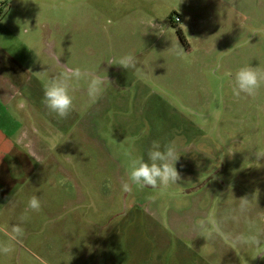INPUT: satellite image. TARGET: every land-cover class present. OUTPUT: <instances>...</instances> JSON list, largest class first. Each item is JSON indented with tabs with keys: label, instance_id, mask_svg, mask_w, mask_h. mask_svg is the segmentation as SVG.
Listing matches in <instances>:
<instances>
[{
	"label": "rangeland",
	"instance_id": "obj_1",
	"mask_svg": "<svg viewBox=\"0 0 264 264\" xmlns=\"http://www.w3.org/2000/svg\"><path fill=\"white\" fill-rule=\"evenodd\" d=\"M0 7V131L10 140L0 139L10 151L0 158V243L13 249L0 264L123 261L134 208L155 244L147 264H264V83L255 96L232 92L239 69L264 74V0ZM125 55L134 69L116 65ZM76 68L87 76L70 81L74 106L60 118L45 87ZM92 75L103 81L95 102ZM153 141L181 154V179L123 191L130 161L147 162ZM251 237L259 245L242 242Z\"/></svg>",
	"mask_w": 264,
	"mask_h": 264
},
{
	"label": "clouds",
	"instance_id": "obj_2",
	"mask_svg": "<svg viewBox=\"0 0 264 264\" xmlns=\"http://www.w3.org/2000/svg\"><path fill=\"white\" fill-rule=\"evenodd\" d=\"M184 50L178 46L177 54L182 55ZM124 69H134L136 67L135 57L125 55L121 57L117 64ZM87 76L81 69L76 68L70 73L62 74L60 79H54L45 87L44 103L46 107L60 118H67L73 109L74 97L70 94V81L80 80ZM235 85L232 89L233 95L239 97L241 93L248 96H255L261 84L264 83V74L259 73L252 67H243L235 74ZM102 79L92 75L88 77V96L95 102L102 94ZM181 154H178L174 145L169 144L162 148L159 141H153L148 151V161L143 158L132 159L129 165L128 178L122 183V190L128 192L133 186L141 189L150 187L153 189H167L171 185L178 184L181 179L176 168V163ZM257 157H264V152L256 153ZM247 201H242V207ZM28 207L33 211H39L41 202L36 196H32L28 202ZM213 228L217 225L213 222ZM17 233L21 230L15 229ZM252 242L259 245V240L251 237L242 242ZM13 251L10 244L0 243V254L8 255Z\"/></svg>",
	"mask_w": 264,
	"mask_h": 264
},
{
	"label": "crops",
	"instance_id": "obj_3",
	"mask_svg": "<svg viewBox=\"0 0 264 264\" xmlns=\"http://www.w3.org/2000/svg\"><path fill=\"white\" fill-rule=\"evenodd\" d=\"M182 20V19H181ZM0 139L3 141L10 142L6 140L2 132L0 131ZM12 146H16V143L11 141ZM10 151L0 150V158L5 159L6 155ZM2 153V155H1ZM2 156V157H1ZM134 217L131 219L130 226L137 224V230L134 232L133 227L130 228L131 233H125V240L127 241L126 259L120 260L119 256H115V261L112 264H147L152 261L155 253V244L149 235L147 234L146 227L144 225V217H142V212L140 214V209L134 208ZM134 225V226H135ZM142 226V229L140 228ZM142 231V232H141ZM146 231V232H144Z\"/></svg>",
	"mask_w": 264,
	"mask_h": 264
},
{
	"label": "built area",
	"instance_id": "obj_4",
	"mask_svg": "<svg viewBox=\"0 0 264 264\" xmlns=\"http://www.w3.org/2000/svg\"><path fill=\"white\" fill-rule=\"evenodd\" d=\"M0 8H1V7H0ZM174 21H175L176 23L180 22V21H181V17H180V15H175V16H174Z\"/></svg>",
	"mask_w": 264,
	"mask_h": 264
}]
</instances>
